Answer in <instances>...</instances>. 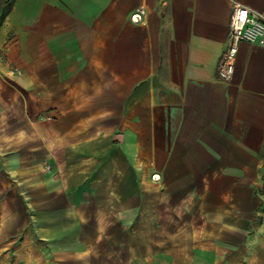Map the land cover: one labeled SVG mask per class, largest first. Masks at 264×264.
<instances>
[{
  "label": "crops",
  "instance_id": "obj_1",
  "mask_svg": "<svg viewBox=\"0 0 264 264\" xmlns=\"http://www.w3.org/2000/svg\"><path fill=\"white\" fill-rule=\"evenodd\" d=\"M235 6L264 17L0 0V264H264V48L217 75Z\"/></svg>",
  "mask_w": 264,
  "mask_h": 264
},
{
  "label": "built area",
  "instance_id": "obj_2",
  "mask_svg": "<svg viewBox=\"0 0 264 264\" xmlns=\"http://www.w3.org/2000/svg\"><path fill=\"white\" fill-rule=\"evenodd\" d=\"M241 43H250L264 48V17L245 7L235 6L230 16L226 48L217 66V75L220 80L229 81L232 78Z\"/></svg>",
  "mask_w": 264,
  "mask_h": 264
}]
</instances>
